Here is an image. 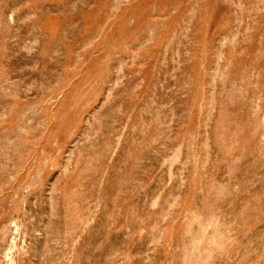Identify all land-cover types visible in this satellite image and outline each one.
Instances as JSON below:
<instances>
[{
  "label": "rangeland",
  "instance_id": "obj_1",
  "mask_svg": "<svg viewBox=\"0 0 264 264\" xmlns=\"http://www.w3.org/2000/svg\"><path fill=\"white\" fill-rule=\"evenodd\" d=\"M0 264H264V0H0Z\"/></svg>",
  "mask_w": 264,
  "mask_h": 264
}]
</instances>
